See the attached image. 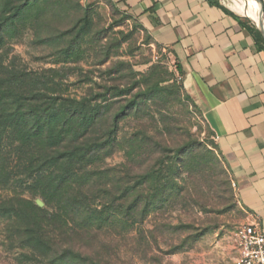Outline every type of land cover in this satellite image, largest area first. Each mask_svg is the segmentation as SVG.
Here are the masks:
<instances>
[{
    "label": "rangeland",
    "instance_id": "374dc122",
    "mask_svg": "<svg viewBox=\"0 0 264 264\" xmlns=\"http://www.w3.org/2000/svg\"><path fill=\"white\" fill-rule=\"evenodd\" d=\"M13 11L4 65L46 76L64 97L93 99L101 111L109 107L108 119L119 112L104 163L109 178L155 169L160 184L146 176L122 198L95 196L90 209L105 203L111 211L93 232L81 233L72 222L67 235L51 230L49 245L33 244L37 251L21 245L29 237L23 216L0 213V264H233L244 213L211 130L180 89L168 50L113 0H0V12ZM143 136L149 141L140 145ZM13 197L49 210L25 184L0 190V200Z\"/></svg>",
    "mask_w": 264,
    "mask_h": 264
},
{
    "label": "trees",
    "instance_id": "16d2710c",
    "mask_svg": "<svg viewBox=\"0 0 264 264\" xmlns=\"http://www.w3.org/2000/svg\"><path fill=\"white\" fill-rule=\"evenodd\" d=\"M15 15V11L0 12V190L25 184V190L40 195L51 211L13 197L0 200V213L9 216L19 212L23 216L29 237L21 245L37 251L33 244L42 246L48 241L49 245L51 230L60 231V237L67 235L63 232L72 231V222L81 233L93 232L95 222L103 220L101 216L109 214L111 208L99 203V210L90 209L94 205L91 200L95 196L106 201L122 198L138 188L148 172L140 175L129 170L123 171V178H109L104 163L114 147L119 112L108 119L109 107L101 111L93 99L64 97L49 86L55 84L46 76L4 65L1 50ZM145 139L149 141L143 136L140 145ZM161 146L156 148L159 153L164 152ZM149 176L153 184H160V170H151ZM126 182L133 186L123 187ZM21 204L29 210L24 212ZM64 252L73 253L67 247Z\"/></svg>",
    "mask_w": 264,
    "mask_h": 264
},
{
    "label": "crops",
    "instance_id": "0c3cea01",
    "mask_svg": "<svg viewBox=\"0 0 264 264\" xmlns=\"http://www.w3.org/2000/svg\"><path fill=\"white\" fill-rule=\"evenodd\" d=\"M113 1L168 50L213 134L244 224L264 234L263 30L220 0Z\"/></svg>",
    "mask_w": 264,
    "mask_h": 264
},
{
    "label": "built area",
    "instance_id": "2783aa9c",
    "mask_svg": "<svg viewBox=\"0 0 264 264\" xmlns=\"http://www.w3.org/2000/svg\"><path fill=\"white\" fill-rule=\"evenodd\" d=\"M264 16V0H258ZM233 264H264V234L251 224H242L234 234Z\"/></svg>",
    "mask_w": 264,
    "mask_h": 264
},
{
    "label": "bare ground",
    "instance_id": "6f19581e",
    "mask_svg": "<svg viewBox=\"0 0 264 264\" xmlns=\"http://www.w3.org/2000/svg\"><path fill=\"white\" fill-rule=\"evenodd\" d=\"M224 4L237 15L249 19L264 32V20L260 17V8L255 0H227Z\"/></svg>",
    "mask_w": 264,
    "mask_h": 264
},
{
    "label": "water",
    "instance_id": "95a60500",
    "mask_svg": "<svg viewBox=\"0 0 264 264\" xmlns=\"http://www.w3.org/2000/svg\"><path fill=\"white\" fill-rule=\"evenodd\" d=\"M255 2L259 5V2H258V0H255ZM259 10H260V17L264 20V16H263V13H262V9H261V7H260V5H259ZM259 29V28H258ZM259 31L261 32V34L263 35V37H264V34H263V32L259 29Z\"/></svg>",
    "mask_w": 264,
    "mask_h": 264
}]
</instances>
